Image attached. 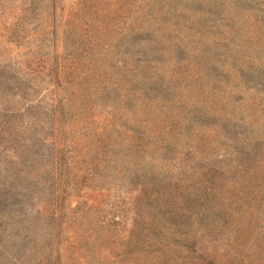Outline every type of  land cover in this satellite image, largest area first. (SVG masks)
<instances>
[{"label":"rangeland","instance_id":"obj_1","mask_svg":"<svg viewBox=\"0 0 264 264\" xmlns=\"http://www.w3.org/2000/svg\"><path fill=\"white\" fill-rule=\"evenodd\" d=\"M214 171L264 195V0H0V264H137L146 190ZM206 224L191 264H264Z\"/></svg>","mask_w":264,"mask_h":264},{"label":"trees","instance_id":"obj_2","mask_svg":"<svg viewBox=\"0 0 264 264\" xmlns=\"http://www.w3.org/2000/svg\"><path fill=\"white\" fill-rule=\"evenodd\" d=\"M217 173L218 171H214L212 175L207 176L208 178L203 180L204 185L198 188L200 191L197 189L195 193L183 187L180 190L178 185H175L170 192H165L156 185H153L152 194L146 190L143 210L150 222H146L147 228L134 230L136 235L134 234L127 249V252L137 256V264H191L193 262L189 259L206 260L205 249L200 247L198 235H192L189 228L187 230V224L197 219L206 222V227L208 224L214 226L208 229L207 236L210 238L214 236L213 233L218 235L222 231H234L238 233L235 239L238 247H244L250 242L254 228L260 221L264 222V195L258 196L262 187L258 184L249 186L248 183L244 184L241 190L238 188L236 191V187H228L227 190L222 191L217 181L219 178ZM250 180L253 182L252 179ZM258 187L261 189H257ZM214 204L223 206V209L220 210V215L209 219L207 213L209 209L212 213L217 211ZM237 212L240 216L236 215ZM144 218L146 216L141 217ZM153 220H157L154 225ZM168 225L172 230L171 235L173 234L171 239H166L167 232L163 229ZM259 240L264 241V237L259 238L257 235L256 241ZM168 244L175 245L177 254L170 248H165ZM205 264L218 263L207 261Z\"/></svg>","mask_w":264,"mask_h":264}]
</instances>
